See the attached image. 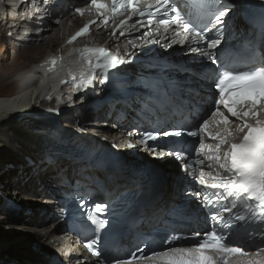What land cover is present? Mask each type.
Wrapping results in <instances>:
<instances>
[{
	"label": "bare ground",
	"instance_id": "6f19581e",
	"mask_svg": "<svg viewBox=\"0 0 264 264\" xmlns=\"http://www.w3.org/2000/svg\"><path fill=\"white\" fill-rule=\"evenodd\" d=\"M81 4L85 3L82 0H0V82L15 71L20 77L15 82L22 81L16 86V92L0 89V147L4 153L17 156L11 168L7 163L9 159H0V202H3L0 204V232L6 236L5 243L0 245V260L16 247L19 250L22 246L29 247L30 239H36L49 249V255L51 253L42 264H94L84 257L78 236L62 232L72 243L68 244L61 240L64 224H51L63 217V199L71 193L69 184L73 185L75 180L82 183L85 194L94 189L96 197L101 199L116 196L138 184V178L130 172L103 170L72 157L77 148L101 146L103 136L113 148L117 147L127 156V160L147 156L161 168L160 193L151 205L141 210L142 229L156 227L164 210L171 207L172 202H185L190 193V188L184 185L188 175L177 172L180 163L126 143H137L138 129L144 130L149 125L146 119L159 114V108L141 88L135 87L133 92L123 96L116 94L117 89H113L112 84H131L151 72L158 74L176 105L165 112L167 118L174 120L180 109L177 107L187 110L192 104L202 105L200 102L209 95L202 89L208 84L201 74L211 66L202 63L200 67L196 60L201 54L187 55L190 47L182 48L181 39L170 32L154 30L150 36H145L144 31L138 30L140 25L134 27L132 23L133 27L124 25L123 36L118 29L116 35H112L114 26L105 24L93 10H89V17L77 15L76 7ZM86 21L96 22L89 25V37L85 38L83 35L88 34L85 33L69 43ZM36 26L42 28L40 33L34 29ZM238 27L236 21L235 28ZM7 30L11 35H7ZM101 46L120 56L118 64L106 73L95 69L97 77L91 83L75 87L80 83L75 82L80 75H93L88 61L95 64L96 57L85 49ZM154 48L157 49L155 54L141 59L140 52L151 53ZM8 51L11 57L6 61ZM41 56L44 58L34 62ZM53 59H56L55 65L51 63ZM32 76L34 78L29 79ZM100 78H106L110 85L102 84ZM62 82L67 84L61 86ZM210 96L214 98V94ZM59 113L65 122L57 118ZM37 183L41 188L39 193ZM35 193L37 196L33 195ZM42 193L53 197H43ZM18 196L26 197L20 205L12 203ZM191 205L195 210L198 208ZM190 231L198 230L191 227ZM123 243L129 244V241Z\"/></svg>",
	"mask_w": 264,
	"mask_h": 264
},
{
	"label": "snow or ice",
	"instance_id": "6c2138e0",
	"mask_svg": "<svg viewBox=\"0 0 264 264\" xmlns=\"http://www.w3.org/2000/svg\"><path fill=\"white\" fill-rule=\"evenodd\" d=\"M141 3L142 0H111L109 5L104 0H90L91 6L105 24L110 20L109 12L122 15L131 9L132 16L147 15L149 20L154 15L159 17L161 14L166 16L169 12L173 13L170 19H158V24L164 25L166 30L170 25L181 26L187 34L179 41L181 44L189 40L191 43L205 41L204 49L192 47L190 51L199 52L212 64L219 65L212 81L217 98L212 102L213 108L192 125L193 130H186V123L177 125L172 131L153 128L145 131L140 141L147 146V141H156L161 136L179 138L187 135L197 138L198 147L189 149L178 141L167 153L163 148L169 146L160 145L162 150L155 152V155H170L176 160L185 161L190 152H195V165L199 170L197 179L203 192L197 191L194 195L205 200L212 224L210 228L198 230L190 236H170L162 241V250H152L150 244H146L144 248H137L136 252L130 253L126 259L111 258L109 264H132L133 260L144 264H264V256L260 255L264 253V56L256 59L254 54L249 55L237 66L228 59L229 54L220 50L222 41L219 36L227 31L224 18L230 15L232 8L226 0H183V7H180L181 0H155L154 4L149 3L143 8L140 7ZM76 11L83 15L84 9L78 8ZM205 19L213 28L220 25L216 29V38L206 35L212 29L207 24L201 26V21ZM95 23L90 21L84 25L68 42L88 33L89 25ZM126 23L128 20L122 19L116 25L121 36L124 35ZM137 23L144 26L142 21ZM113 35H116L115 30ZM144 35L150 36L151 32L146 31ZM179 35L176 33V36ZM85 51L94 54L96 62L93 64L91 60L88 61L93 75L86 82L81 79L79 84L74 85L77 88L81 84L86 86V83H91L95 78V69H102L106 73L108 68H115L117 63L106 47ZM51 63L55 65L56 59ZM233 132L242 133L238 142H234L237 137L233 136ZM206 138L213 143L206 144ZM126 143L129 147L133 146L130 142ZM222 146L227 147L222 151ZM214 165L218 169L215 175ZM185 167L193 168V164L189 162ZM205 168L210 170L207 175ZM104 210V205H95V212ZM89 215L96 222L92 214ZM106 223L105 220H99V227L104 228ZM100 239L97 235L85 243L92 256L98 258L104 256L103 249L98 250L97 247ZM178 242H190L193 246H173ZM252 248L256 249L255 253L251 251ZM148 252L150 254H146Z\"/></svg>",
	"mask_w": 264,
	"mask_h": 264
},
{
	"label": "rangeland",
	"instance_id": "374dc122",
	"mask_svg": "<svg viewBox=\"0 0 264 264\" xmlns=\"http://www.w3.org/2000/svg\"><path fill=\"white\" fill-rule=\"evenodd\" d=\"M34 29H36V32H39L40 33V30H42V28H40L39 29V27H34ZM33 29V30H34ZM24 32L25 33H27L25 30H24ZM6 33H7V35L9 36V35H11L10 33H11V31H9V30H7L6 31ZM54 51V53H55V51H56V49L54 48V50H52V52ZM155 50H153V52H151V53H149V52H147V54H144V53H142V52H140V57H141V59H145V57L147 56H151V55H153V54H155ZM48 54V53H47ZM46 54V55H47ZM49 54H52V53H49ZM48 54V55H49ZM46 55H44V56H46ZM47 55V56H48ZM44 56H41V57H37V58H35L34 59V62L35 61H37V60H39V59H41V58H44ZM9 57H11V52H7L6 53V61H9ZM33 62H31L30 64H32ZM16 72V73H15ZM15 72H12L13 74H11L10 75V77H8L7 78V80H5L4 82L3 81H1L0 82V89L2 90H6V89H14V91H15V88H16V86H18V84L19 83H22V81L20 80V82L19 83H16L17 82V79L18 78H20L18 75H17V71H15ZM18 72H20V71H18ZM26 72H28V71H26ZM34 78V76H32V78H30L29 77V79H33ZM16 81V82H15ZM16 92V91H15ZM14 92V93H15ZM42 107H44V106H42ZM41 107V108H42ZM58 119H60V122H65L66 120L65 119H61V115H60V113H59V117H57ZM102 138V136L99 138V139H101ZM103 139H105L104 141H103ZM103 139H102V143H105V144H108V145H110V143L109 142H107L108 141V138L106 137V136H103ZM101 145V144H100ZM115 147V146H114ZM109 150H110V152L111 153H113V147L112 146H109V147H107ZM117 148V147H116ZM112 149V150H111ZM2 150V148L0 147V151ZM7 155V157L5 158V156ZM121 156H120V158H123V157H126L127 158V156H125L124 154L122 155V153L120 154ZM133 156V155H132ZM73 158L75 157V156H72ZM1 158H4V159H9V162H7L8 164H10L11 166H10V168L14 165L13 163H15L14 161L17 159V156L15 155V154H10V153H4L3 152V150H2V152H1V154H0V159ZM14 158V159H13ZM58 158V157H57ZM130 158V157H129ZM140 160H146V161H148L149 163H152V164H154V165H157L158 164V162H155L153 159H151V158H149V157H147V156H139L138 157ZM137 158V159H138ZM11 160V161H10ZM14 160V161H13ZM6 163V162H5ZM174 165V164H173ZM172 165V166H173ZM41 187V186H40ZM36 189H37V193H39L40 191H41V188H39V183H37V187H36ZM50 192V190H48V193ZM34 196H37V194L35 193V194H33ZM32 195V196H33ZM62 195V194H61ZM42 196L43 197H46V196H48V198H50V197H53L51 194H48V195H46L45 193H42ZM0 198H1V195H0ZM24 198H26V197H24ZM23 198V199H24ZM29 198H31L30 196H29ZM22 199V197L21 196H18V197H15V200H14V202H12V203H14V204H16V205H20L21 203H22V201H24ZM21 201V202H20ZM41 203V202H40ZM0 204H3V202H0ZM2 215V213H0V216ZM1 229V228H0ZM2 232H0V245H2V244H4L5 243V241H6V236H4L3 234H1ZM29 243H30V245H29V247H25V246H22V250H19L17 247L16 248H14L13 249V251L11 252V254L9 255V254H6V256H3V259L2 260H0V264H3V263H7V262H13V263H17V264H42V262H43V260L46 258V257H49L50 255H51V253H50V255H49V249H47L46 247H43V245L42 244H40L36 239H30V241H29ZM8 249V248H7ZM5 251V250H4ZM51 252V251H50ZM49 255V256H48Z\"/></svg>",
	"mask_w": 264,
	"mask_h": 264
},
{
	"label": "water",
	"instance_id": "95a60500",
	"mask_svg": "<svg viewBox=\"0 0 264 264\" xmlns=\"http://www.w3.org/2000/svg\"><path fill=\"white\" fill-rule=\"evenodd\" d=\"M132 165L138 166L140 168H145L148 169L152 172H154L157 176H162L161 168L157 165H151L148 161L146 160H140V159H134L132 161Z\"/></svg>",
	"mask_w": 264,
	"mask_h": 264
},
{
	"label": "trees",
	"instance_id": "16d2710c",
	"mask_svg": "<svg viewBox=\"0 0 264 264\" xmlns=\"http://www.w3.org/2000/svg\"><path fill=\"white\" fill-rule=\"evenodd\" d=\"M170 169V168H169ZM171 170V169H170Z\"/></svg>",
	"mask_w": 264,
	"mask_h": 264
}]
</instances>
